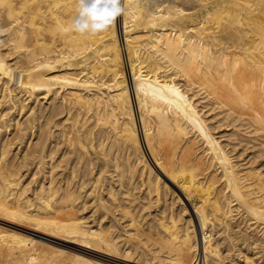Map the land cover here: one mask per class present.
I'll return each instance as SVG.
<instances>
[{"label":"bare ground","instance_id":"6f19581e","mask_svg":"<svg viewBox=\"0 0 264 264\" xmlns=\"http://www.w3.org/2000/svg\"><path fill=\"white\" fill-rule=\"evenodd\" d=\"M120 3L0 0V264H264V0Z\"/></svg>","mask_w":264,"mask_h":264},{"label":"clouds","instance_id":"9594fccd","mask_svg":"<svg viewBox=\"0 0 264 264\" xmlns=\"http://www.w3.org/2000/svg\"><path fill=\"white\" fill-rule=\"evenodd\" d=\"M124 11L120 0H113L109 6L103 8L98 2L89 7L85 0H75V13L69 30L81 36H94L107 30Z\"/></svg>","mask_w":264,"mask_h":264},{"label":"rangeland","instance_id":"374dc122","mask_svg":"<svg viewBox=\"0 0 264 264\" xmlns=\"http://www.w3.org/2000/svg\"><path fill=\"white\" fill-rule=\"evenodd\" d=\"M119 24H120V16H119ZM26 169H23V171H25ZM33 172V171H32ZM32 172H30V170H29V177H30V175H31V173ZM24 175H26V172H24ZM29 177H28V175H27V177H25V179H29ZM90 188V187H89ZM89 215H90V213H89ZM0 227H1V229L4 231H14V230H16L15 232L16 233H18L19 232V234H21V233H23V234H21V235H24V236H28V237H31V238H33V239H36L37 241H43L44 243H47V242H49V243H47V245L49 244V247H54V246H57V247H59V248H62V249H65L66 251L68 250V253H73L74 251H80L81 253H85V252H88V253H92V251L91 250H84V249H81L80 247H78L77 245H75L74 246V244L73 243H70V242H68V243H66V241H64L63 242V240H61V239H63V238H61V237H58V238H52V237H54V236H49L51 233H47V232H44L42 229H40V228H38L37 229V227H36V229H37V231H36V229L34 228V226H32V225H29V224H21L20 225V223L18 222H15L14 221V223H8V221H5V220H2V218H0ZM8 223V224H7ZM16 224H17V226H16ZM14 226V227H13ZM6 227H8V228H6ZM26 227V228H25ZM28 227V228H27ZM6 228V229H5ZM11 229V230H10ZM18 230V231H17ZM24 230V231H23ZM40 230H42V233H40L41 231ZM26 233V234H25ZM28 233V234H27ZM46 233V234H45ZM40 235V236H39ZM46 235H48V236H46ZM51 238V239H50ZM61 240V241H60ZM60 244H61V246H60ZM71 244H73V245H71ZM74 249H73V248ZM240 248L242 247V246H239ZM67 248V249H66ZM238 248V247H237ZM236 248V249H237ZM233 254V253H232ZM99 256V255H98ZM100 256H103V255H100ZM111 256H114V255H110V259L112 260V261H121V262H125V263H130L129 261L127 262V260H121V258L123 259V257H121V258H119V256H117V258H116V255L114 256V257H111ZM104 258H106V257H104ZM108 258V257H107ZM113 258V259H112ZM139 261H141V260H139ZM262 262H264V257H263V259L261 260ZM123 262V263H124ZM152 263H153V260L151 261ZM151 263V264H152ZM133 264H135V263H133ZM149 264H150V262H149Z\"/></svg>","mask_w":264,"mask_h":264}]
</instances>
